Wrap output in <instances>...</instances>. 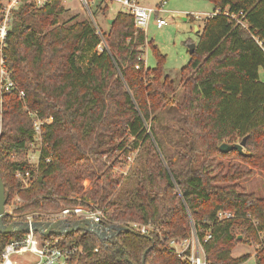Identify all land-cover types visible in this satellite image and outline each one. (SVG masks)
<instances>
[{"label": "trees", "instance_id": "1", "mask_svg": "<svg viewBox=\"0 0 264 264\" xmlns=\"http://www.w3.org/2000/svg\"><path fill=\"white\" fill-rule=\"evenodd\" d=\"M210 1L212 14L179 71L180 101L175 81L164 73L165 56L154 46V67L141 58L146 34L131 15L116 12L100 35L87 18L61 23V0L39 8L25 1L14 12L7 36L13 78L25 104L51 121L43 127L34 168L24 156L32 122L16 95L2 96L0 177L6 205L18 195V213L97 206L109 223L150 226L146 234L124 231L105 240L84 231L47 235L83 246L68 264H192L190 248L177 252L170 241L193 234L204 264H242L249 256L231 255L239 242L233 229L240 226L244 239L260 242L264 197L242 182L254 170L264 172V0ZM109 5L99 0L95 9L105 14ZM83 49L88 57L79 63ZM168 104L183 123L184 149L176 162L165 155L156 133L158 113ZM244 137L242 153L218 150L221 142ZM134 150L145 175L127 203L120 199L127 175L114 167ZM18 171L29 172L27 185ZM220 211L232 216L219 218ZM21 235L0 233V245ZM254 258L264 264V247Z\"/></svg>", "mask_w": 264, "mask_h": 264}, {"label": "rangeland", "instance_id": "2", "mask_svg": "<svg viewBox=\"0 0 264 264\" xmlns=\"http://www.w3.org/2000/svg\"><path fill=\"white\" fill-rule=\"evenodd\" d=\"M138 1L145 6H155L160 4L162 0ZM63 6L65 11L60 17L61 23L81 18L89 19L83 6L78 0H68L63 3ZM118 9L119 6L116 3H112L104 14L101 11H96L95 5L91 7L99 31L100 28L102 30L108 29L109 24L107 20L113 18ZM164 9V11L159 13V16L163 17L167 23L161 28H157L154 24V18H152L148 27L145 29L147 44L143 48L141 58L148 67H154L156 64L152 48L154 46L165 56L164 73L169 75L175 81V97L180 101L183 97V89L179 77L180 68L188 63L190 58V45L195 44L196 46V43L199 40V35L203 29L204 19L213 11V3L210 0H166ZM91 24L95 28L94 23L91 22ZM96 49L101 50L102 46L98 45ZM88 53L89 52L86 49H83L78 54V62L85 63ZM260 79L264 80V74L262 71L260 72ZM158 116L159 123L156 126V133L158 134L161 148L165 155L171 156L172 161L176 162L179 150L184 149V139L181 138L183 128L182 117L176 108L169 104L159 111ZM159 127L160 130H158ZM147 128L149 129L148 126ZM25 159L27 163H30L32 166L35 165L33 163L35 159L33 160L28 157H25ZM30 159H32V161H30ZM144 169L143 160L138 158L137 150L132 151L122 164L114 167L116 173L127 175L121 187V201L127 203L132 201L134 190L138 184V178L140 175H145ZM242 184L247 191L264 197V172L254 170L252 176L247 180H244ZM83 186L85 189L88 188L90 186L89 180H84ZM80 195L81 194L78 196ZM233 232L234 234H237L239 242L231 250V255L233 257L248 255L249 258L242 264H256L254 255L256 249L260 247V242L256 243L244 239L240 226L234 228ZM187 247L190 248V254L193 253L195 256L198 252L197 247L199 248V256L201 257L200 264H203V250L199 243L196 242L193 235L184 243L180 242L174 244V248L178 251H183ZM29 259L30 258L27 256L23 257L22 264Z\"/></svg>", "mask_w": 264, "mask_h": 264}, {"label": "built area", "instance_id": "3", "mask_svg": "<svg viewBox=\"0 0 264 264\" xmlns=\"http://www.w3.org/2000/svg\"><path fill=\"white\" fill-rule=\"evenodd\" d=\"M25 1H28L29 3H32L34 7L39 8L49 3L51 0H0V100L2 96L8 94H14L21 100L22 111L26 113L32 122V139L28 144L25 157L32 158L33 160L35 159L33 161L35 168L43 145V127L51 121V117L42 118L36 110L30 109L25 104V93L19 89L13 78V69L9 66V56L7 54V36L14 20V12L18 9L19 5ZM66 1L68 0H61V3L63 4ZM98 1L99 0H78L91 22L94 23L97 32L100 33L95 23L93 12L91 11V7L96 5ZM106 1L109 4L116 3L119 6L117 12L121 11L131 15L133 17L134 26L138 30L145 31L152 18H154V24L157 28H161L167 23L163 17L159 16V13L165 10L164 5L166 4V0H162L160 4L155 6H145L138 0ZM32 159H30V161H32ZM16 176L24 185L29 183L28 171H26L24 175L18 171ZM20 203L21 199L18 195H15L9 204H5L4 209L6 216H4V218L8 220V222L5 223L57 219L76 220L82 218H88L92 222L99 224L109 223L104 211L97 206H64L55 211H35L21 215V213L15 211ZM231 216L232 213L227 211H220L218 213L219 218H228ZM128 226L143 234L148 233L150 228L149 225H139L137 223H130ZM259 235L261 240L260 247H264V232H260ZM193 236L196 242H198L196 235L193 234ZM186 241L188 240H184L182 243ZM174 244H177V242L171 240L170 245L174 247ZM94 250H97V248ZM176 251L181 253L184 250L178 251L176 249ZM197 251L196 256L193 253L187 256V259L192 264H199L198 259L200 256L198 247ZM83 252L84 249L82 245L62 244L58 237L47 238L46 236H42L30 230L26 233H22L18 238L0 245V264H22V258L25 256L30 259L26 260L23 264H68L72 256L82 254Z\"/></svg>", "mask_w": 264, "mask_h": 264}, {"label": "water", "instance_id": "4", "mask_svg": "<svg viewBox=\"0 0 264 264\" xmlns=\"http://www.w3.org/2000/svg\"><path fill=\"white\" fill-rule=\"evenodd\" d=\"M112 21L113 18L107 20L108 24L112 23ZM194 48H195V44H191L190 52H192ZM245 140L246 137H244L241 141L235 143L221 142L218 145V150L220 152H228L234 149L242 153ZM6 201H7V194L4 190V185L0 177V233L1 234L26 233L32 230L42 236H47L49 234L63 235V234H70L75 231H84L96 235L100 240H105L108 238H115L118 234L124 231H133L131 227H129L124 223L99 224L92 222L88 218L76 219L73 221L67 219H57V220H35L31 222L21 221V222L5 223L3 218L4 216H6V212L4 209ZM35 211H41V210H35ZM35 211L22 212L21 215Z\"/></svg>", "mask_w": 264, "mask_h": 264}, {"label": "bare ground", "instance_id": "5", "mask_svg": "<svg viewBox=\"0 0 264 264\" xmlns=\"http://www.w3.org/2000/svg\"><path fill=\"white\" fill-rule=\"evenodd\" d=\"M200 260H201V259H200V257H199V259H198V261H199V264L201 263V262H200Z\"/></svg>", "mask_w": 264, "mask_h": 264}, {"label": "crops", "instance_id": "6", "mask_svg": "<svg viewBox=\"0 0 264 264\" xmlns=\"http://www.w3.org/2000/svg\"><path fill=\"white\" fill-rule=\"evenodd\" d=\"M145 32V31H144Z\"/></svg>", "mask_w": 264, "mask_h": 264}]
</instances>
